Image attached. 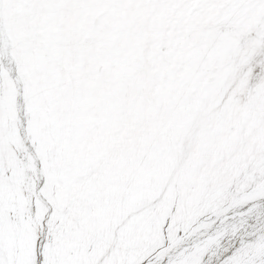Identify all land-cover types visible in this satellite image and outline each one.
<instances>
[{
	"label": "snow or ice",
	"instance_id": "obj_1",
	"mask_svg": "<svg viewBox=\"0 0 264 264\" xmlns=\"http://www.w3.org/2000/svg\"><path fill=\"white\" fill-rule=\"evenodd\" d=\"M0 264H264V0H0Z\"/></svg>",
	"mask_w": 264,
	"mask_h": 264
}]
</instances>
